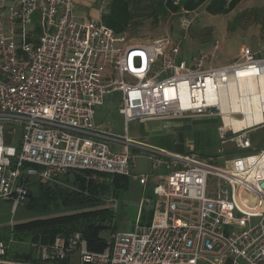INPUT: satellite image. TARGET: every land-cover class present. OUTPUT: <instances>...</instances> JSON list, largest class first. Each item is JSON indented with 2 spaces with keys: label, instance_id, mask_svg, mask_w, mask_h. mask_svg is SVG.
I'll use <instances>...</instances> for the list:
<instances>
[{
  "label": "built area",
  "instance_id": "obj_1",
  "mask_svg": "<svg viewBox=\"0 0 264 264\" xmlns=\"http://www.w3.org/2000/svg\"><path fill=\"white\" fill-rule=\"evenodd\" d=\"M75 8V0H0V198L13 212L28 199L31 177L67 186L61 178L74 171L99 183L101 173L119 174L145 186L149 176L132 173L141 155L132 151L131 121L217 115L221 143L243 154L220 165L194 151L140 147L155 174L130 229L112 231L102 251L87 248L79 231L30 241V260L8 257L18 241L12 231L0 239V264H69L74 251L79 264H264V212L250 225L248 202L264 206V147L245 154L249 131L264 125V44L213 65L200 50L180 57L170 37L131 42L101 17L76 18ZM112 92L123 134L94 124L95 107ZM225 117L247 118L246 126L235 130ZM11 123L22 128L18 148L4 143ZM145 204L153 210L143 224Z\"/></svg>",
  "mask_w": 264,
  "mask_h": 264
},
{
  "label": "rangeland",
  "instance_id": "obj_2",
  "mask_svg": "<svg viewBox=\"0 0 264 264\" xmlns=\"http://www.w3.org/2000/svg\"><path fill=\"white\" fill-rule=\"evenodd\" d=\"M78 3L80 4L76 6L74 11L78 19H80V16H86L90 9L98 10L102 4L101 0L87 1V5L81 1ZM149 6L148 1L141 0L133 10L134 16H136L135 21L138 22L135 29L140 34L131 36L129 32H126V38L131 42L152 41L161 37H170L173 41L179 43L181 48L180 57L190 60L200 50L213 55V65L233 60L243 46L257 50L264 44V0H241L233 10L226 13L210 14L205 10L204 5L189 13H172L168 11L156 23L149 13ZM104 12H106V9ZM186 20L189 21L188 26H186ZM215 42L219 43L217 50H213ZM258 55L264 56V53ZM117 95H119L117 92L106 95L102 104L95 107L93 119L96 126L110 128L116 133L123 134V118L118 113L120 104ZM220 125L221 120L217 115L191 116L178 119L169 126L172 128H169L171 131L168 132L164 129L165 123L163 124L159 120L146 122L142 125L138 121H131L128 123V133L133 140L143 142L146 140L142 138L143 129L151 128L156 131L150 139L154 145L172 148L173 142H184L191 144L194 152L205 156H215L218 149L225 151L230 148L234 150L233 144L221 143L218 130ZM21 134L22 128L20 126L12 123L6 124L3 132L5 145L18 148ZM230 137L231 135L228 134L227 138ZM249 138L253 143V150L251 149L248 152H253L255 149L260 150L261 147H264V126L249 131ZM143 151L144 149L139 150V152ZM135 162L136 167L132 170V173L147 174L149 176L148 183L142 186L138 180L130 176L129 186L126 190L119 191L116 197L111 194L103 196L102 204L98 206V208L101 206L108 207L111 205V199L116 200L117 207L114 221L118 230L130 229L131 224L135 221L140 198L148 195L152 196L153 183L151 178L155 172L152 171L151 162L144 155L137 156ZM33 179V177L29 178V180ZM30 190H32V193L36 192L33 184L30 185ZM248 202L251 216H253L250 225H254L263 218L264 206L253 200ZM28 203L29 198L24 203L18 204L13 212L11 203L0 198V239H6L14 231V238L23 241L18 238L24 232L17 225L43 217L35 209L30 208ZM152 210L153 206L145 204L140 214L141 223L145 224L148 221ZM240 212L241 210L238 209V213ZM111 232H106L105 236L109 237ZM30 241L29 238L24 240L25 243L16 241L8 250V257L11 259L20 258L17 252L23 253L29 247ZM69 264H79L78 251L71 254Z\"/></svg>",
  "mask_w": 264,
  "mask_h": 264
},
{
  "label": "trees",
  "instance_id": "obj_3",
  "mask_svg": "<svg viewBox=\"0 0 264 264\" xmlns=\"http://www.w3.org/2000/svg\"><path fill=\"white\" fill-rule=\"evenodd\" d=\"M149 2V13L156 23L159 18L167 13L193 12L201 5L212 14L226 13L233 10L241 0H144ZM141 0H108L106 12L101 14L103 23L112 28L117 34L129 32L131 36L140 33L135 29L133 10ZM87 173L71 172L63 177L67 186L60 183H40L38 180L28 182V205L43 216L17 225L24 234L20 240L31 239L36 243H50L58 234L69 235L79 231L87 242V248L102 251L107 244L108 231L117 230L114 221L116 211L109 207H100L102 198L111 194L117 196L119 191H124L129 186L130 178L115 174L101 173L103 180L87 177ZM34 185L36 192L32 193L30 185ZM149 214V219H150ZM141 219V217H140ZM145 224L149 223L150 220ZM14 233V231H13ZM15 236V235H14ZM31 250L28 253L17 254L23 260L33 259Z\"/></svg>",
  "mask_w": 264,
  "mask_h": 264
},
{
  "label": "crops",
  "instance_id": "obj_4",
  "mask_svg": "<svg viewBox=\"0 0 264 264\" xmlns=\"http://www.w3.org/2000/svg\"><path fill=\"white\" fill-rule=\"evenodd\" d=\"M83 2L85 5H87V1H93V0H75V3H76V6L78 5V4H80V3H78V2ZM83 4V5H84ZM87 12V11H86ZM101 15L99 14V12H98V10L97 9H90L89 10V13L86 15V16H80V18H83V17H85V18H99ZM119 94V93H118ZM118 96V100H119V95H117ZM119 104H120V101H119ZM121 105V104H120ZM120 105H119V107H120ZM118 110H119V108H118ZM119 113V112H118ZM189 117V116H188ZM178 119H185V118H157V119H155V120H147V121H144V122H142V123H140L141 125L142 124H144V123H146V122H150V121H157V120H159V121H162V123L164 124L165 123V127H164V129L168 132V131H171L169 128H172V127H169L170 125H172V123L174 122V121H176V120H178ZM169 123H171L170 125H168ZM123 125H124V122H123ZM264 125H260L259 127H256V128H254V129H252V130H255V129H257V128H260V127H263ZM124 127V126H123ZM110 129V128H109ZM111 130V129H110ZM112 131V130H111ZM127 131H128V126H127ZM251 131V130H250ZM113 132V131H112ZM154 133H156V131L154 130V129H146V128H144L143 129V136H142V138H144V139H146L145 141H143V142H139V141H135V140H133L131 137H130V139H131V142L133 143V145L131 146L132 147V151L135 153V154H137V155H143L144 153V151L143 152H139V150H143L142 148H140V147H147V148H150V149H155V150H160V151H163V152H166V153H168V154H185V153H187V152H191V151H194V150H192L193 148H192V145L191 144H189V143H184V142H179V143H176V142H173L172 143V148H168V147H162V146H157V145H154L153 143H151V141H150V139L152 138V136H153V134ZM130 136V135H129ZM149 140V141H148ZM233 148H234V146H233ZM261 148H263V147H261ZM260 148V149H261ZM252 149V148H251ZM251 149H249V150H247L246 152H245V154L246 153H254V152H257V151H259L258 149H255L253 152H248V151H251ZM253 150V149H252ZM135 151H137V152H135ZM241 154H243L242 152H240L239 150H237V149H235L234 148V150L233 149H228V150H223V152L222 153H217V155H215V156H213L214 157V159H215V163L217 164L218 162V164H220V165H222V164H224V162L225 161H228V160H230L231 159V157H234V156H237V155H241ZM221 161V162H220ZM64 177V176H63ZM63 177L61 178L62 180H63ZM134 179H136V178H134ZM136 180H138V179H136ZM64 181V180H63ZM139 182V181H138ZM150 182V181H149ZM151 182L153 183V180H151ZM148 183V182H147ZM146 183V184H147ZM145 184V185H146ZM142 198V197H141ZM140 198V199H141ZM139 203V202H138ZM138 206V205H137ZM17 242H23V243H25L24 241H17ZM27 245V244H26ZM29 247H27V249H25L24 251H23V253H28V251H29ZM23 253H19V252H17V254H23ZM34 255H35V253H33V251L31 250V257L34 259ZM22 259V258H21ZM26 260V259H25Z\"/></svg>",
  "mask_w": 264,
  "mask_h": 264
},
{
  "label": "bare ground",
  "instance_id": "obj_5",
  "mask_svg": "<svg viewBox=\"0 0 264 264\" xmlns=\"http://www.w3.org/2000/svg\"><path fill=\"white\" fill-rule=\"evenodd\" d=\"M256 114H257L256 116L259 117L260 114H258V113H256ZM225 122L227 125L231 124L233 129L240 130L241 128L246 126L247 118L241 120V119H237L234 117H225Z\"/></svg>",
  "mask_w": 264,
  "mask_h": 264
}]
</instances>
